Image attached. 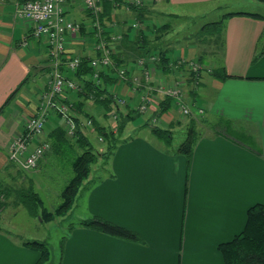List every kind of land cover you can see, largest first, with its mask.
<instances>
[{
	"label": "crops",
	"instance_id": "1",
	"mask_svg": "<svg viewBox=\"0 0 264 264\" xmlns=\"http://www.w3.org/2000/svg\"><path fill=\"white\" fill-rule=\"evenodd\" d=\"M24 1L28 0L0 3V108L21 86L0 114V172H6L12 182L23 179L22 170L9 160L7 147L24 130L26 118L36 114L39 93L47 89L45 76L51 63L46 39H35L31 23L14 18L15 4ZM231 1L145 0L138 9L127 8L126 0H118L120 7L109 11L123 26V36L117 42L108 38L111 19L103 12L106 5L102 2L99 19L103 39L113 50L112 60L134 76L141 73L138 60L151 54L164 55L163 64H149L152 85L178 86L185 106L203 113L184 116L171 98L172 106L164 111V101L168 100L164 95L157 97L156 108L141 113L139 94L127 83L117 80L115 86L105 87L118 106V113L113 107L109 117L114 112L117 120L121 116L127 124L111 160L98 163L78 190L74 208L79 213L61 246L58 264H224L219 245L244 230L249 208L264 205V14L253 10L251 14L259 17L224 18L238 13L231 12ZM254 2L257 5L253 9L264 5ZM156 5H164V13L157 12ZM165 10L208 11L205 17L209 20L206 18L201 32L212 36L204 39L211 48L172 50L168 24H154L158 16H165ZM67 16L81 27L77 38L67 42V55L97 58L100 53L93 45V18L83 10L81 0L68 5ZM171 16L175 15L169 13L166 18ZM221 20L220 26L212 25ZM133 24L139 25L138 29L125 30L126 25ZM198 53L206 56V65ZM180 59L194 60L209 71L205 69L195 77L186 67L172 70L168 66ZM61 72L76 79L65 66ZM112 93L124 103L117 102ZM79 95H69L74 112L83 97ZM90 96L95 97V93ZM96 105L87 101L81 106L82 114L99 123L97 118L104 110L101 107V114ZM80 120L85 131L93 133L84 127V118ZM103 120L108 119L103 116ZM56 126H61L57 120L48 119L44 141ZM155 127L170 135L174 127L188 128L196 136L190 159L179 152L180 145L172 147V136L169 142V138H158L152 131ZM103 147L98 148L100 153ZM10 170H15L14 175ZM10 193H0L1 199L9 198ZM15 194L18 198L19 193ZM93 217L130 230L137 239L122 240L77 225ZM6 259L0 246V264H11Z\"/></svg>",
	"mask_w": 264,
	"mask_h": 264
},
{
	"label": "built area",
	"instance_id": "2",
	"mask_svg": "<svg viewBox=\"0 0 264 264\" xmlns=\"http://www.w3.org/2000/svg\"><path fill=\"white\" fill-rule=\"evenodd\" d=\"M6 0H0V3ZM77 0H32L17 2L15 4L14 18L18 21L30 22L32 25L31 36L35 39L44 37L50 47V66L45 76L46 87L39 93V105L35 115L26 118L24 122V130L15 135L8 144V158L11 162L18 165L22 171L29 172L37 168L39 161L44 159L50 152V145L44 141V131L48 119L57 120L61 124L67 138L74 139L76 135V115L73 111V105L69 100L71 93H82L84 90V82L67 78L61 72L62 66H65L70 72L76 73L82 64V57L69 56L67 52V42L77 38L80 32V25L73 22L67 16V7L69 4ZM112 11L118 9V0H110ZM127 8H141L145 0H126ZM83 10L88 12L92 18V28L95 31L94 48L100 54L97 58L87 60L88 66L93 71L91 81L95 85L101 84L100 74L112 71L119 83L128 84L134 92L140 97V105L138 111L141 113L156 108L158 106L157 97L164 95L174 99L176 105L184 116H198L203 113L201 109H190L185 106L182 98L181 89L178 86L164 87L162 84L152 85L151 70L149 64L156 65L160 63V55H150L145 59L138 60L140 65V74L130 76L124 66H115L112 60V49L103 39V26L99 15L102 9L103 0H81ZM137 24L130 27L126 25L125 30L138 29ZM109 40L112 42L120 41L123 36V26L115 19H111ZM26 46V41H23ZM137 62V63H138ZM172 70L178 67H186L188 71L198 74L205 70L202 65L180 59L168 65ZM209 71V69L207 68ZM142 77V78H141ZM114 99L119 103L124 100L112 93ZM93 97H90L92 99ZM110 116L116 117L113 112ZM84 127L88 130L93 128L90 119H84ZM115 129V128H114ZM103 143L101 137L98 138ZM36 144L33 148L31 145Z\"/></svg>",
	"mask_w": 264,
	"mask_h": 264
},
{
	"label": "trees",
	"instance_id": "3",
	"mask_svg": "<svg viewBox=\"0 0 264 264\" xmlns=\"http://www.w3.org/2000/svg\"><path fill=\"white\" fill-rule=\"evenodd\" d=\"M257 1L264 3V0ZM103 4L106 5L103 9V12L109 16H107V19H112L113 17L111 18L109 14V11L112 10L111 1L103 0ZM236 15H245L252 18L259 17V15L256 14L238 12L229 13L225 15L224 18ZM221 23L222 20L212 25L216 27L220 26ZM163 28L164 27H161L157 30L158 32L156 33L158 36L160 34L159 30ZM82 60L83 61L80 68L75 73L76 80L84 82V90L79 95L83 97L81 98V100H79V106L77 108H74L77 115L75 120V138H67L62 126H56L48 135L47 141L50 143L51 150L57 157V159L69 160L71 163L72 177L61 191L60 197L62 203L58 207H56L54 213H46L43 210V214L39 215L33 209V202L38 199L37 194L32 189L33 184L31 183L29 185L28 190L26 188L22 191V193H19V198H21L22 201L23 198H26L23 203L26 206V209L29 211L30 216L34 218L39 217L41 221L45 220L46 222H52L56 217L70 212V210L75 205L79 188L82 186L83 182L86 181L90 176L91 166L98 163V160L101 157L107 158L108 156L112 155L116 146H118V144L122 141V132L125 129V125L127 124V121H123L121 119L123 117L120 116V120H117V128L115 126H112L111 129H107L106 127H103L99 123H97L88 114H82V112L84 111L82 107H84L87 101H91L94 104L100 105L104 110V117L109 116L108 113L111 112L113 107L118 113V106L112 100L109 89L105 88L107 85L108 87L115 86L114 84L117 82V78L113 76L112 72L106 75L102 73L100 74L101 84H93L91 81V75L93 71L87 65V59L83 58ZM165 61L166 59L164 55H161L160 63L163 64ZM114 65L120 66V63L114 61ZM224 77L227 76L225 75ZM17 93L18 91H14V93H12L7 98L3 106L0 108V114L5 106L10 103V101ZM92 93H95V97L93 96V98L90 99V95H92ZM167 99L168 100L164 101V103L166 104V106L163 107L164 111H166L168 107L172 106L173 101L168 97ZM79 116L83 117L84 119H90L92 121L93 128L91 129V131L93 130V133L89 134L85 131V129L81 126L82 122ZM128 116H130V114H128L127 117ZM113 129L117 132L115 133ZM152 131L156 136H158V138L162 140H165L166 138H169L167 139V142L171 140L169 131H163L157 127L152 128ZM88 135L100 136L104 140L105 149L103 153H100L98 149L92 145V143L88 139ZM195 140L196 136L194 137V135L192 136V133L188 132L185 141L179 147V152L183 154L188 160L191 157ZM5 200L6 199H0V210L5 206ZM37 202L40 203L39 200ZM77 225L85 226L122 240L135 241L137 239V236L134 232L111 222L102 220L98 217H93L86 221H81L77 223ZM64 240L61 246L63 245ZM26 245L34 250H37L39 253L38 260L35 264H44V262L47 261L49 253L45 242L32 241L26 243ZM218 250L223 258L224 264H264V205H254L249 208L246 215V225L244 227V230L239 235L235 236L231 241L219 245Z\"/></svg>",
	"mask_w": 264,
	"mask_h": 264
},
{
	"label": "rangeland",
	"instance_id": "4",
	"mask_svg": "<svg viewBox=\"0 0 264 264\" xmlns=\"http://www.w3.org/2000/svg\"><path fill=\"white\" fill-rule=\"evenodd\" d=\"M254 1L255 0H232L230 3V10L231 12L245 13H254L253 10H255L258 13L264 14L263 4L259 6L260 9H253V7L257 5ZM163 7H161V5H156L155 10L157 12L163 11ZM169 13L175 16L166 18ZM207 14L208 11L202 10L187 12L184 10H165V16H158L154 24L157 27L168 24L170 29L169 41L175 48L172 50L180 51L182 49H188L190 46L196 47L195 49L197 50H204L211 48V45H206L204 39H210V37H212L205 34L206 32H201L202 27L208 22L207 19L209 20V18L205 17ZM212 18L214 17H211V19ZM198 54L201 56L203 53ZM202 58L203 63L206 65V56L202 55ZM193 62L195 61L193 60ZM138 67H140L139 62ZM202 67L205 69L208 68L203 64ZM190 74L193 73L190 72ZM193 75L196 77V74ZM20 88L21 86L14 91H19ZM14 91L12 93H14ZM95 108L102 114L103 110L100 105H96ZM94 116L96 117V115ZM103 116L104 115L98 118L96 117L101 126H109L110 129L112 126H118L116 125L118 124L117 118L107 116L108 120H103ZM128 132L129 128L126 130V133ZM187 132L188 128H172V147L176 148L181 145L186 139ZM98 138L99 137L96 135H88L89 141L97 149L105 146L98 141ZM111 157L112 155L103 158V160H100L98 163L105 164L111 160ZM98 163L91 166V172L95 171L96 167L99 166ZM37 167L35 171H21L20 174L23 179L17 180L16 182H12L13 180L11 181L8 178L6 172H0V193L7 192L9 194L11 192L9 198L5 200V208L0 210V246L4 247V251L8 256L6 261L11 264H35L37 262L39 257L38 251L26 245V243L32 241L45 242L49 256L44 264H58L61 244L69 232V227L76 223L75 217L77 213H79V210L73 207L70 212L56 217L52 222H46L45 220L41 221L39 217L34 218L30 216L29 211L23 203L26 198H23V201L21 198H17L15 191L22 193L27 187L28 190L29 185L32 183V189L38 196V199L33 202L34 211L39 215H42L44 211L52 214L56 207L62 203L60 197L61 191L72 177L70 161L57 159L53 152H51V154L49 153L43 159L40 167L39 165ZM10 171V174L12 173L14 175L15 170ZM38 200L40 203L37 202Z\"/></svg>",
	"mask_w": 264,
	"mask_h": 264
}]
</instances>
